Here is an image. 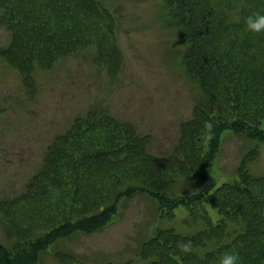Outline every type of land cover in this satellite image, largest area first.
<instances>
[{
    "label": "trees",
    "instance_id": "trees-1",
    "mask_svg": "<svg viewBox=\"0 0 264 264\" xmlns=\"http://www.w3.org/2000/svg\"><path fill=\"white\" fill-rule=\"evenodd\" d=\"M98 2L0 0V29L10 34L0 46V59L25 75L56 62L59 53L47 45L54 35L90 45L84 32ZM163 8L166 25L176 26L186 46L179 65L202 91L195 108L203 107L181 124L180 140L167 156L147 154L146 136L131 126L112 121L101 128L91 117L75 118L69 132L76 131L59 137L62 146L55 145L47 155L58 178L43 172L18 198L0 199V211L6 213L0 225L14 237L13 248L0 245V264H38L41 250L74 232L101 230L111 223L120 200L137 193L156 201L161 219H173L175 208L183 206L205 225L191 234L156 229L138 249L148 264H218L225 252L238 253L241 264H264V174L248 169L257 154L242 159L236 183L217 184L211 172L225 132L264 143V129L258 126L264 118V34L246 31L244 23L253 13L264 14V0H164ZM98 12L94 34L104 40L110 37L108 14ZM107 43L100 41L99 51H108ZM192 176L203 183L199 191L171 195L177 179ZM58 189L64 193L63 216ZM46 191L57 205L40 216ZM208 208L217 212L215 221ZM187 241L193 247L190 254L178 247ZM65 255L60 260L66 264H84Z\"/></svg>",
    "mask_w": 264,
    "mask_h": 264
},
{
    "label": "rangeland",
    "instance_id": "rangeland-1",
    "mask_svg": "<svg viewBox=\"0 0 264 264\" xmlns=\"http://www.w3.org/2000/svg\"><path fill=\"white\" fill-rule=\"evenodd\" d=\"M96 1L92 22L84 32L90 45L54 35L47 45L59 53L56 62L25 75L0 59V199L18 198L43 172L58 178L47 155L55 145L62 146L58 138L71 130L77 117H91L101 128L112 121L131 126L146 136L147 154L167 156L180 140L181 124L203 107L197 104L195 108L203 98L199 84L179 65L186 46L178 38L176 26L166 25L164 0ZM98 10L108 14L104 17L110 25V37L104 40L110 42L109 52L99 51L98 43L104 40L94 34L101 17ZM232 16L237 17L235 13ZM9 40V32L0 29V46ZM115 51L117 54L112 55ZM30 95L34 98H27ZM258 126L264 129V118ZM75 131L73 127L68 135ZM255 153L257 159L248 169L253 175H263L264 143L225 132L211 166L217 184L236 183L242 159ZM202 185L198 177L180 178L173 183L171 195L192 194ZM58 191L63 216L64 193ZM46 197L40 216L57 205L47 191ZM208 210L215 221L217 212ZM4 218L6 213L1 210L0 222ZM204 226L200 219L189 217L183 206L175 208L173 219H161L156 201L137 193L120 200L111 223L101 230L89 234L77 231L41 250L38 264H66L60 260L65 254L84 264H148L139 258L138 249L156 229L173 228L191 234ZM4 230L0 225V245L11 249L14 237Z\"/></svg>",
    "mask_w": 264,
    "mask_h": 264
},
{
    "label": "clouds",
    "instance_id": "clouds-1",
    "mask_svg": "<svg viewBox=\"0 0 264 264\" xmlns=\"http://www.w3.org/2000/svg\"><path fill=\"white\" fill-rule=\"evenodd\" d=\"M246 31L253 34H264V14L253 13L245 18ZM184 254L192 253L193 247L191 241L182 242L178 245ZM218 264H241L239 254L236 252H225L219 259Z\"/></svg>",
    "mask_w": 264,
    "mask_h": 264
}]
</instances>
